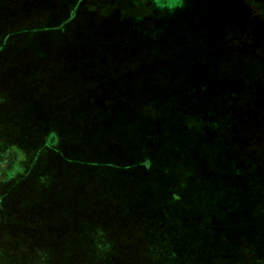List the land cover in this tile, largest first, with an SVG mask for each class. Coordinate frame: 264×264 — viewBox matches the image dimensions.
I'll return each instance as SVG.
<instances>
[{
	"label": "rangeland",
	"instance_id": "374dc122",
	"mask_svg": "<svg viewBox=\"0 0 264 264\" xmlns=\"http://www.w3.org/2000/svg\"><path fill=\"white\" fill-rule=\"evenodd\" d=\"M184 3L185 0H114L113 4H118L123 9V12L119 7L118 9L115 8L109 0L100 2L97 11L102 15V20H96L97 23L106 24L110 17L118 15V26L122 30H124V24L129 19L134 23L143 25V29L140 28L137 31L142 41L141 51H139L140 47H132V44L129 46V40L122 44L116 43L114 49L116 54H120L126 50L129 51L128 48H137L135 52L137 56L133 59V64L129 66V64L125 63L126 67H124V62L115 60L116 67L113 70H109V68H106L105 63H102V70L99 71L100 76L109 77L110 72L123 70L120 67H124V69H129L132 73L124 71L120 72V74L130 75L133 82L139 81V87L146 82L149 92L142 95L132 94L127 102L120 103L117 99H114L110 112L111 121H114L115 125L112 127L114 130L110 140L105 141L104 145H101V150L99 148V150L91 148L86 154H81L80 151L76 152V156L82 160L91 161L93 157L94 160H97L98 155L108 154L111 162H115L117 166L126 167L128 165L127 162L140 159V157L144 158L145 155H148L150 157L148 160L150 161L141 165L145 169L144 171H139V166L135 168L136 171L130 169L123 174L124 183L117 182L113 188L124 190L126 186L127 191L131 188V191L135 193L151 194L153 202L157 198H160L159 201H161V197L167 190L168 182L172 181V177H174L173 168L182 166L176 160L181 143L172 140L175 137L174 134H180L189 141L188 145H199L200 156L202 155L200 159L203 162L207 160V163H205L210 164L211 166H209L214 170L211 168L206 169L205 180L207 189L203 188L202 181L199 179V176L203 179V173L200 175L198 172L178 174L175 180L176 183L187 180L191 184H195L192 185L193 191L199 189L202 194L201 204L199 202L188 209L187 216L190 220L189 223L185 222V225L186 227L188 225L189 229L188 234L186 233L183 236L186 241L190 240L192 242L190 251L197 252V255L190 261L187 258L189 252L178 241L176 243V251H174L175 254H168L162 264H235V261H232L234 258L232 253L228 252L235 244L239 248L238 240H240L244 248L248 249V256H251L246 257L247 254L241 256L244 259L245 257L247 258L244 260V264H264V260H261L260 256L264 253V191L261 192L260 188H253L254 185H250V188L247 189L240 183V175L245 180L246 175L251 174L252 178H255L254 182L257 183L255 184L257 187H259L258 184L264 185V171L258 174L254 170L257 166L264 168V161L262 164L257 163L252 151H239L235 146V142L231 140L223 141V134L219 143L213 140L215 135H218L216 129L211 127V123L216 127V119L213 120L216 114L214 108L209 107V105L202 108L205 109L202 111V115L207 118H196L195 116L196 95L200 91V87L196 85L198 75L195 65L199 61L201 64V60L204 57V60L212 61L214 66L216 62L215 55L222 54L224 58L229 57V49H232V47L217 41L218 39L212 31L194 34L191 31L194 26L189 23L192 17L188 21L179 23V19L186 15L182 14L186 12ZM261 8H264V5ZM140 18L146 19L145 22H140ZM95 31L100 32L97 26ZM174 42L183 48L182 51H177L176 54L172 52ZM220 48L221 51L219 50ZM146 51L149 53H146ZM146 54H150V57H153L151 60L162 59L164 68L157 67L155 62L148 63L149 59ZM178 54L187 58L189 61L187 63L188 67L179 66L177 65L179 63L172 60L173 56L178 58ZM254 58L247 63L246 70L243 72L245 78H248V82L245 85L242 79L227 76L225 78L223 76V101L227 103L228 98L235 100L232 104H223V114L227 113L226 109L230 106L238 108L236 94L242 89L241 92H244V94L250 93V96H252L251 101L256 109L264 107L262 106L264 105V70L259 72L261 65L264 67V57H259L260 59ZM183 69L185 74L178 75V72ZM4 75L5 73H0V80L3 79ZM106 79L101 83L104 84L103 86L100 84L94 87L97 89V91L94 90V95H99V100L104 89L109 86L108 79ZM158 79H162V84L164 85L160 91L161 98L157 95V88L154 84L155 81L159 82ZM213 82L214 79L211 78L210 85ZM179 85H182L184 89L179 95H173V89L178 88ZM99 87L102 91H98ZM5 88L6 90H3L0 87L1 90L10 93V97L6 99L0 90V121L4 123L10 118L15 120V114L17 113L9 109L11 113L9 115L4 114L5 108L3 105L8 104V101L13 98L11 87L6 86ZM258 88L263 90V93L260 92V96H257ZM213 94L220 97L215 92ZM115 95H118V93H115ZM178 97L181 100H178V102L174 101ZM142 102L157 104L159 110L153 106H148L145 109ZM45 105H48V103H45ZM79 105L81 108L83 107L82 100ZM78 111V108H76L75 112ZM102 112L108 113H106L105 117L99 119H107L109 110L100 109L101 114ZM236 112L239 115L237 125H239L241 132L244 133L247 131V127H250L245 125L246 112L245 110ZM219 113L221 115L222 109L219 110ZM54 115L59 116L60 113H52V116ZM100 116H104V114ZM170 116L173 117L168 118ZM12 119L8 121H12ZM222 119L223 121H220L217 126L223 128V123L226 120L224 117ZM25 121L33 125L29 117ZM228 123L230 122L228 121ZM255 124L257 128L264 127V113L260 114ZM42 134L43 131L41 130L28 132L27 127L0 124V242H2L3 231L6 229L12 228L17 231L34 232L37 227L41 233L48 230V226L51 224L50 221L48 222L45 219L34 222L31 219L35 214H31L29 207L34 206L35 209H38L39 204L37 202L39 200H44L45 203H48L49 199L44 198L43 194L46 195L50 192L54 194L55 200L60 203L64 202L63 197L66 196V200L70 201L69 196L72 195V191L68 189L69 191L63 194L62 189H64V186L69 188L72 183L66 182L65 185L63 184L62 189H56L55 182L61 179L59 178L60 174L62 176L64 174L63 177L74 184L80 176L81 171L79 169L82 170L92 166L99 171L100 168L108 167L105 162H95L90 165L86 161H80L77 165L78 168L76 164L62 163L61 159L64 158L62 150H57L54 146L51 147L49 144L50 140H48L49 136ZM147 149L150 155L147 153ZM215 149L218 152L215 153ZM121 163L123 164L120 165ZM71 167H75L76 170ZM90 170L92 168L88 169V171ZM115 171H124V169L119 168ZM76 173L77 177L75 179ZM129 173L131 174L129 175ZM224 179L230 180L223 185ZM33 184L36 188L33 187ZM120 185L122 186L119 187ZM155 185L157 187L154 189ZM38 186L40 187L37 188ZM44 188L47 189L46 193L43 191ZM219 193L223 194V208L216 205L211 209L210 200L215 194ZM248 193L250 197H248ZM260 196L262 198L257 204L255 200ZM74 200H76L75 195ZM74 200L72 199V201ZM226 200L229 201L228 205H226ZM146 201L147 198H144L143 202L145 203ZM127 202L125 205L129 213L141 204L133 196H130ZM166 202L168 205L171 204L168 200ZM152 206V211H161L159 206H157L158 209L156 206ZM254 208L256 209L255 213ZM175 209L177 210L178 208L176 207ZM27 211H29V214H27ZM169 215L172 216V213L170 212ZM184 218V215L178 217V219ZM221 223H223V234L211 235L209 233V224L216 226ZM52 235H55L54 237L57 238L58 242L61 241V237L57 232L52 233ZM243 239H247V241L244 242ZM34 241H43V237H35ZM50 241V237H44V242L50 244ZM147 243L151 244L150 242ZM151 260L150 255L147 254L146 261L150 262ZM10 262L0 258V264H10ZM99 264H102L101 260Z\"/></svg>",
	"mask_w": 264,
	"mask_h": 264
},
{
	"label": "crops",
	"instance_id": "0c3cea01",
	"mask_svg": "<svg viewBox=\"0 0 264 264\" xmlns=\"http://www.w3.org/2000/svg\"><path fill=\"white\" fill-rule=\"evenodd\" d=\"M101 1L103 0H92L93 6L91 14L100 15L99 21L102 20V15L98 13L97 9ZM109 1L113 4L114 0ZM195 2L196 0H185L184 5H186V12L182 14L186 15L182 16L178 21L179 23H183L182 21H188V19L192 17V20L189 22L194 26L191 30L192 32L197 27L196 21H194V14L196 12L194 10V7L196 5ZM113 5L115 8L118 9L119 7V9L123 11V9L118 4ZM263 5L264 0L223 1V9L221 10L219 8L220 14H223V27L219 31L217 29H213L210 31H212L216 35L218 39L217 41L222 44L225 43L227 44V46L232 47V49H229L230 56L224 58L222 54L215 55L216 62L214 66L212 64V61L204 60L205 58L203 57L202 60L200 59L201 64L198 60L199 62L195 65V68L197 69L196 73L198 75L196 85L200 87V91L196 95L195 102L197 104H195L196 118H207L202 115V111L205 110L202 109L204 106L209 105V107L214 108L216 114L213 117V120L216 119V127L213 126V123H211V127H213V129H216L218 135H215V138L213 140L219 143L220 137L223 134V141L231 140L235 142V146L239 151H252V153L254 154L253 156H255V161L260 164H262L264 161V127L257 128L255 123L256 119L260 117V114L264 113V107L261 109H256L251 101L252 96H250V93L244 94V92H241L243 90L242 89L238 92L239 94H236L237 103L239 105L238 108L230 106L228 109H226L227 113L223 114V104H232L235 101L232 98H228L227 103H224L223 101V76H225V78L227 76L242 79L245 85L246 82H248V78H245L243 72L246 70V66L248 65L247 63H249V61H251L254 57H256V59H260L259 57H264V8H261ZM117 16L114 15L110 17V20L106 24L94 22L93 27L91 26L93 30V47H95V49L99 51L100 48L102 49L103 64L105 63L106 68H109V70H113L116 67L114 65L116 64L115 60L124 62V67H126L125 63L129 64V66L133 64V59L137 56L135 54L137 48L132 47H140L139 51H141L142 41L140 40V35L137 33V31L140 28L143 29V25L134 23L131 19H129V21L124 24V30H122L120 29V26H118L119 18ZM145 20L146 19L140 18V22L142 21V23H144ZM96 26L98 27V30L100 32L95 31ZM206 37H208V35ZM128 40L130 41L129 46H131L132 44L131 49L127 47L129 51L126 50L124 53L116 54V52L114 51L116 43L122 44ZM172 46V52L174 54H176L177 51L183 50L182 46L175 42ZM219 50L221 51V48ZM146 53H148V51H146ZM146 57L149 59L148 63L155 62V65L157 67L164 68L162 59L151 60V58L153 57H150V54H146ZM172 60L179 63L177 64L179 66L188 67L187 63L189 61L185 56L178 54V58H174L173 56ZM124 67H120V69L123 70H115L113 72H110L109 77L100 76V69H97L96 72H92V75H90L89 77L83 73L76 74L78 72L77 70L75 71L74 75H66L75 76V80L72 82L76 84V90L82 89L84 91L85 89L87 92H90V90L93 88L90 92L92 93V95H94V90L97 91V89H95L94 87L99 86L107 78L108 80H106L108 81L109 86H107V89H104V91L102 92V96L107 95V100H105L104 98H101L99 100V95H96V98L93 101H82L83 107L81 108V106L78 105V107L76 108H78L79 112H75L74 116L54 118L48 117L43 119V125H59L61 127L58 130L44 129L43 134L49 136L48 140H50L49 144L51 145V147L54 146L57 148V150H62V155L64 156V158L61 159L62 163L76 164V167L78 168L77 165L80 161H86V163L90 165H93L95 162H105L108 167L103 169L100 168L99 171L95 170L92 166H88L82 170L79 169L81 173L74 184L73 182L68 181L67 178H64V174L63 176L62 174H60L59 178L61 179L55 182L56 189H62L66 182L72 183L69 188H67V186H64V189H62L63 194L66 193V191H72V195L69 196L70 201L66 200V195V197H63L64 202L60 203L55 200V196L53 193L50 192L46 195L43 194L44 198L49 199L48 203H45L44 200H39V202H37V204H39L38 209H35L34 206L29 207V211L31 212V214H35L32 216L31 220H33L34 222H38V220L47 219L48 222L50 221L51 226H53L54 231L60 233L61 236H70L75 234V237L80 236L83 238H91L90 233L84 235L80 232L78 227L85 224L89 225L88 227L90 228L99 226L100 224H104L102 222L111 223L115 218L114 216L116 209L121 207L123 209L122 225L124 226L125 233H127V235L129 236L131 235L140 239V253L154 255L153 264H160V262L162 264L168 254H175L174 251H176V243H178V241L182 246H184L185 250L189 252V256L187 258H189L191 261V259H193L197 255V252L190 251L192 242L190 240L186 241L183 237L186 233L188 234L189 229L188 225L186 227L185 222L189 223L190 220L187 216L188 209L191 206L197 205L199 202L201 204L202 194L199 189L193 191L192 185L195 184H191V182L187 180H182L176 183L175 180L180 173L198 172L199 175L203 173V179L200 176L199 179L202 181L203 188H208L205 180V173L207 171V168H211V165L206 164L207 160L203 162V160L200 159L202 155L200 156L201 152L199 150V145H188L189 141H187L183 136H181L180 134H174L175 137L172 140L174 142L181 143L178 149L179 155L176 160L182 166L173 168L174 177H172V181L168 182V185L166 186L167 190L161 197V201H159L160 198H157L154 202L152 201L151 194L135 193L131 191V188H129V190L127 191L126 186L124 190L121 188H113L117 182L124 183L123 174L127 173V171H129L130 169L136 171L135 168L139 166L138 170L144 171L145 169L141 167V165L150 161L148 160L150 158L148 155H145L144 158L140 157V159L132 160L130 162L125 161L128 163V165L124 164L127 165L126 167L117 166L115 162H111L110 156L108 154L98 155L97 160H94L93 157L91 160L92 162L88 160H82L80 159V157L76 156V152L80 151L81 154H86L91 150V148H93L94 150H96V148H99L101 150V145H104L105 141L110 140L111 134L114 130L112 127H114L115 125V122L111 121L112 117L110 112L111 105L112 102H114V99H117L118 102L122 103L127 102V100L131 98L132 94H148L149 89H147L146 82L144 83V85L139 87L140 82L138 80V82H133L130 78V75L120 74V72L129 71V69H124ZM184 74V69L178 72V75ZM45 76H47L45 79V83L51 81L58 83L60 81L61 85H67V83L71 82L70 80H68L71 79L70 77L56 75L52 71L46 72ZM90 77L92 79L90 83L83 80ZM211 78L214 79L212 85H210ZM158 80L159 82L155 81L154 84L157 88V95L159 96V98H161L160 91L164 85L162 84V79ZM101 85L103 86L104 84ZM183 89L184 87L182 85H179L178 88L173 89V95H179V93ZM98 91H102V89H100L99 87ZM167 91H169V89H167ZM214 92L217 95H220V97L214 95ZM260 92L263 93V90L258 88L257 96H260ZM115 93H118V95H115ZM178 100H181L180 97L176 98V100L174 99V101L176 102H178ZM142 104L145 109L148 106H153L158 109L157 104L154 105L148 102H142ZM100 109H106L107 111L109 110V116L107 119H99L101 117H105L106 113H108L102 112L104 116H100L102 115L100 113ZM220 109H222L221 115L219 113ZM238 110H245V125L250 126L247 127V131L244 133L241 132V130L239 129V125H237L239 115L236 111ZM171 117L173 116H170L168 118ZM223 117L225 118L226 122L223 123L222 128L217 125L220 121H223ZM229 117L230 119H228ZM94 118H96V120H94ZM228 121L230 123H228ZM186 123L189 124L188 122ZM209 134L211 135V133ZM146 151L148 153V149ZM214 152L216 153L218 151L215 149ZM122 164L123 163H121L120 165ZM90 168H92V170L88 171V169ZM119 168H123L124 171L116 172L115 170ZM257 168H255L254 170L258 174L264 171V168L261 166H257ZM72 169L76 170L75 167H73ZM211 169L214 170L213 168ZM130 174L131 173H129V175ZM76 177L77 173L75 174V179ZM141 177H143V175H141ZM228 180L230 179H224L223 185H225ZM254 181L255 178L253 179L251 174H247L245 180L240 175V183L242 186L249 189L250 185H254L253 188H260L261 192L264 191V185L258 184L259 187H257L255 185L257 183ZM121 186L122 185H120L119 187ZM33 187L36 188L34 184ZM39 187L40 186H38L37 188ZM156 187L157 185H155V187L153 188L155 189ZM43 191L46 193L47 189L44 188ZM74 195L76 200H74ZM130 196L137 198L141 204L137 208L135 207L136 209L132 210L129 213L125 204L128 203L127 199H129ZM248 197H250L249 193ZM144 198H147V201L145 203L143 202ZM260 198L262 197L260 196L255 200L257 204L259 203ZM72 199L74 201H72ZM167 200L171 202L170 205L167 204ZM228 204L229 201L226 200V205ZM152 205L156 207L159 206L161 211H152ZM216 205H218L220 208H223V194H215V196L210 200L211 209H213V206ZM176 207L178 208L177 210L175 209ZM29 211H27V214H29ZM170 212L172 213V216L169 215ZM175 212L177 213V215ZM255 212L256 209L254 210V213ZM182 215H184L185 218L178 219V217ZM168 217L171 219H169ZM209 233L211 235L223 234V223L216 226H212L211 224H209ZM243 241L246 242L247 239H243ZM147 242H150L151 244H148ZM238 242L239 248H237V244H235V246L232 247L228 253H232L234 257L232 261H235V264H244V260L247 259L246 257L251 256H248V249L244 248L240 240H238ZM76 250L78 252H81V254L87 255H94L96 253L94 252L96 251L94 244L87 247H85L84 244H77ZM244 254H247L245 259L241 257ZM260 256L261 260H264V253H262Z\"/></svg>",
	"mask_w": 264,
	"mask_h": 264
},
{
	"label": "trees",
	"instance_id": "16d2710c",
	"mask_svg": "<svg viewBox=\"0 0 264 264\" xmlns=\"http://www.w3.org/2000/svg\"><path fill=\"white\" fill-rule=\"evenodd\" d=\"M223 1L228 0H196L194 34L219 31L223 27V14L219 11L223 9ZM92 6V0H0V73H5L0 87L6 90L10 86L13 93L8 104L3 105L4 114L17 112L15 120L10 118L12 121H0V124L27 127L28 132L58 130L59 125H43L42 120L74 116L81 100L88 102L96 98L85 89L76 90L72 82L75 76H66L74 75L77 70L76 74L89 77L97 69L102 70V49H95L92 39L93 24L100 15L91 14ZM262 68L261 65L259 72ZM49 71L70 77L71 82L45 83V73ZM83 80L90 83L92 79ZM3 90V96L8 99L10 93ZM101 98L107 100V95ZM55 112L60 115L52 116ZM27 117L33 125L25 121ZM122 212L121 207L117 208L111 223L78 227L84 235L90 233L91 238L57 233L61 237L58 242L52 235L55 231L51 224L44 233L37 227L34 232L6 229L0 242V258L11 261L10 264H99L100 260L102 264H153L154 255H150L152 260L148 262L147 254L140 253V239L125 233ZM39 236L43 241L35 242ZM44 237L51 238L50 244L44 242ZM77 244L85 247L94 244L96 253L81 254L76 250Z\"/></svg>",
	"mask_w": 264,
	"mask_h": 264
}]
</instances>
